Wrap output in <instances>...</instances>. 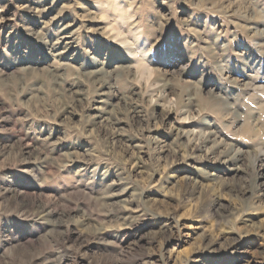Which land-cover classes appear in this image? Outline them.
Returning a JSON list of instances; mask_svg holds the SVG:
<instances>
[{"label":"rangeland","instance_id":"obj_1","mask_svg":"<svg viewBox=\"0 0 264 264\" xmlns=\"http://www.w3.org/2000/svg\"><path fill=\"white\" fill-rule=\"evenodd\" d=\"M263 125L264 0H0V264H264Z\"/></svg>","mask_w":264,"mask_h":264},{"label":"bare ground","instance_id":"obj_2","mask_svg":"<svg viewBox=\"0 0 264 264\" xmlns=\"http://www.w3.org/2000/svg\"><path fill=\"white\" fill-rule=\"evenodd\" d=\"M229 3V2H228ZM232 4V3H231ZM122 70V69H121ZM113 71H111L110 73H112ZM109 73V74H110ZM92 77V76H91ZM165 87H166V85H165ZM108 89V88H107ZM171 89V88H170ZM212 88H210L209 90H208V92H207V95H209L210 96V99L211 100H213L214 102H219V103H217L216 105H218V104H226V102H225V100H223V98H215V96H214V94H212ZM216 93V92H215ZM102 96H104V95H102ZM107 96V95H106ZM77 97V96H76ZM108 97V96H107ZM101 99V98H100ZM106 99V98H105ZM194 99V98H193ZM107 100H108V98H107ZM195 100V99H194ZM80 102V101H79ZM109 102H110V100H109ZM101 103H102V105L101 106H104V104L106 103V101H101ZM194 104H196V103H194ZM194 104H192V105H194ZM187 106V105H186ZM187 108V107H186ZM185 109V108H184ZM188 109H190L189 108V105H188ZM96 110V109H95ZM97 111V110H96ZM101 111V110H100ZM185 111V110H184ZM188 112H189V110H188ZM136 115V114H135ZM100 116V115H99ZM96 117V116H95ZM193 117V116H192ZM247 118L248 119H252L253 118V116L251 115V114H248L247 115ZM95 119V118H94ZM93 119V121H95ZM163 121V120H162ZM252 121H257V118H255V119H253ZM260 124V123H259ZM211 125H210V123L209 122H205L204 123V127L202 126L201 128L203 129V131H200L201 132V135H202V138H203V141L204 142H202V144L203 143H205V153H207V154H210V155H213V157H215V158H217V159H220V158H226L225 160L226 161H224V163H230V165L232 166V167H230V172H232L231 174H232V177H236L237 175H238V172H241V174L242 173H244V174H246V171L242 168L243 167V165H242V161H244V159L245 160H247V162H248V164L250 165V164H253V157L251 156V153H245L246 155H244L240 150H236V149H234L232 146H231V148L229 147L228 148V150H229V152H228V150H227V148H224V149H222V148H220V143H218V142H216V139L217 138H215L214 137V133H212L210 130H209V127H210ZM262 126V125H261ZM260 126V127H261ZM264 126V125H263ZM175 129V128H174ZM201 129V130H202ZM194 130V129H193ZM214 132V131H213ZM184 134V133H183ZM188 135V134H187ZM114 138V137H113ZM209 145V146H208ZM134 147H136V145H133ZM208 146V147H207ZM201 147V146H200ZM222 147V146H221ZM218 148H220V149H218ZM203 150V149H202ZM247 152V151H246ZM29 153V152H28ZM32 153V152H31ZM255 153V152H254ZM253 153V154H254ZM254 156V155H253ZM255 159V158H254ZM240 163V165L239 166H237V164H239ZM264 163V162H263ZM242 166V167H241ZM254 173H253V175H252V183L251 184H253V188H255V190H256V193H258V197L259 196H263L264 195V164L263 165H261L260 166V168H254V171H253ZM218 173V172H217ZM213 175V174H212ZM212 175H210V176H212ZM245 176V175H244ZM214 177V176H213ZM217 177V175H215V178ZM248 183V182H247ZM246 183V184H247ZM243 186V185H242ZM246 188H247V190H246ZM240 189V188H239ZM244 189L245 190H240L241 192H240V194H241V197L242 198H244L245 196H248V198H255V196H254V194H252V193H250V190H248L249 189V187H248V185H247V187H244ZM131 191V190H130ZM125 204V203H124ZM122 205V204H121ZM107 206V205H106Z\"/></svg>","mask_w":264,"mask_h":264}]
</instances>
